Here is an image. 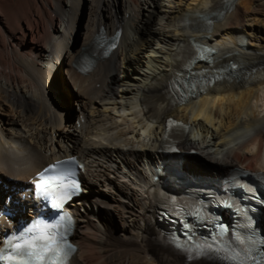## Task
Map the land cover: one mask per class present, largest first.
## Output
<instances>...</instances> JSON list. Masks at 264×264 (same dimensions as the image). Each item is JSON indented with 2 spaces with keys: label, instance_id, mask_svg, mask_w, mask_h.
I'll return each instance as SVG.
<instances>
[{
  "label": "bare ground",
  "instance_id": "1",
  "mask_svg": "<svg viewBox=\"0 0 264 264\" xmlns=\"http://www.w3.org/2000/svg\"><path fill=\"white\" fill-rule=\"evenodd\" d=\"M79 1L87 5L75 46ZM99 27L119 29L117 44L78 72L72 61ZM193 42L213 50L211 63L189 68L204 69L201 80L232 64L237 76L177 102L188 91L172 86L189 71L175 57ZM169 117L179 123V148L193 150L181 153L182 168L205 176L264 169V0H0V205L53 158H79L82 192L68 206L70 264L93 263L89 233L99 221L106 231L104 219L119 220V237L132 241L123 264H223L187 260L159 238L154 195ZM10 206L29 207L25 198ZM259 217L264 229V206Z\"/></svg>",
  "mask_w": 264,
  "mask_h": 264
},
{
  "label": "rangeland",
  "instance_id": "2",
  "mask_svg": "<svg viewBox=\"0 0 264 264\" xmlns=\"http://www.w3.org/2000/svg\"><path fill=\"white\" fill-rule=\"evenodd\" d=\"M79 2L82 4V1H79ZM162 2L164 4H166L165 1H162ZM86 5H87L86 2H84V4H82V7H81L82 9L79 11V15H78V23H77V25H75V30H77L76 33L74 34L75 39H74L73 43L75 46L77 44H79L82 40V38H81L82 33H83L82 32L83 31L82 26H83L84 21H85ZM64 67H65V62H63V65H62L63 74H64ZM64 77H65V75H64ZM65 81L68 82L67 83L68 89L72 93V95L75 96L76 99H82L81 97H79L76 94L77 93L76 87L71 86V83L68 81L67 78L65 79ZM48 90H49L48 94L52 95V97H54L55 101L62 104L61 102H59L58 97L55 98L56 97L55 91L52 88H50ZM62 107H64V105ZM75 118H77V114L71 113V118H70L71 122H74ZM118 221H116V225H115V223L114 224L111 223L110 219H104V222L106 223V226H105L106 231H102V227H103L102 221L98 222V220H97V222L99 223V227H97L98 231L97 230H91L90 231L89 235H90L91 240H90L89 247H87V253L89 252L88 254L91 255L92 259L94 258L92 261L93 263H91V264H123L127 261L128 255L131 253V250H132V249H129L131 247H128V246H130L132 244L131 243L132 241L131 240L130 241H123L119 237V235H118L119 230L118 229H119L120 223ZM123 258H125L126 260ZM150 260L153 263H155L152 258ZM121 261H124V262H121ZM94 262H97V263H94Z\"/></svg>",
  "mask_w": 264,
  "mask_h": 264
},
{
  "label": "snow or ice",
  "instance_id": "3",
  "mask_svg": "<svg viewBox=\"0 0 264 264\" xmlns=\"http://www.w3.org/2000/svg\"><path fill=\"white\" fill-rule=\"evenodd\" d=\"M55 167L56 165L50 166L49 169H45L44 172L38 174L36 181V188L40 190L42 193L47 192L53 186L54 183L53 179L46 178V174ZM260 264H264V262H260Z\"/></svg>",
  "mask_w": 264,
  "mask_h": 264
}]
</instances>
